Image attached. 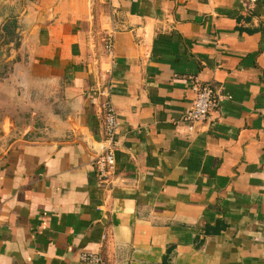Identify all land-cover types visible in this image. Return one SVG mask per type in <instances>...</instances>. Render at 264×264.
<instances>
[{
	"label": "crops",
	"instance_id": "1",
	"mask_svg": "<svg viewBox=\"0 0 264 264\" xmlns=\"http://www.w3.org/2000/svg\"><path fill=\"white\" fill-rule=\"evenodd\" d=\"M24 2L0 79V264H264V0ZM192 80L214 106L189 133ZM103 84L109 185L79 138L100 140Z\"/></svg>",
	"mask_w": 264,
	"mask_h": 264
},
{
	"label": "built area",
	"instance_id": "2",
	"mask_svg": "<svg viewBox=\"0 0 264 264\" xmlns=\"http://www.w3.org/2000/svg\"><path fill=\"white\" fill-rule=\"evenodd\" d=\"M255 3L257 0H247ZM106 53L111 56L113 50L112 34L105 40ZM191 91L194 98L191 107L182 115L181 121L185 124L189 133H193L196 127L208 123L210 113L214 106V93L210 85L192 80ZM97 115L101 123V137L97 142L96 152L93 157V168L97 181L100 184H110L116 171V151L118 146V117L110 99V88L107 84L98 86L96 91ZM264 114V108L262 110ZM79 260L84 263L106 264L102 258L91 252L79 254Z\"/></svg>",
	"mask_w": 264,
	"mask_h": 264
},
{
	"label": "rangeland",
	"instance_id": "3",
	"mask_svg": "<svg viewBox=\"0 0 264 264\" xmlns=\"http://www.w3.org/2000/svg\"><path fill=\"white\" fill-rule=\"evenodd\" d=\"M24 5H25L24 0H0V42L3 36H7L8 41L10 40L14 44L17 43V36L19 35L16 33V30L18 28L20 29L21 26H18L16 17H18V14L20 13ZM12 20H14V22L16 23V28L13 30V28L10 27L7 33L5 32L6 34L3 33L2 32L3 25L7 21H12ZM3 48H1L0 50H3ZM8 52L9 50L6 52L5 58H0V79L9 72L12 65V62L7 55Z\"/></svg>",
	"mask_w": 264,
	"mask_h": 264
},
{
	"label": "trees",
	"instance_id": "4",
	"mask_svg": "<svg viewBox=\"0 0 264 264\" xmlns=\"http://www.w3.org/2000/svg\"><path fill=\"white\" fill-rule=\"evenodd\" d=\"M11 28H13V30L16 28V23L13 21L12 23H6L4 26H3V29H2V32L3 33H7V31ZM5 33V34H6ZM225 227V224L223 223L222 220H218L216 223H215V226L213 227L214 231H216L217 233L220 232L223 228ZM207 229V228H206ZM209 231V229H207Z\"/></svg>",
	"mask_w": 264,
	"mask_h": 264
},
{
	"label": "water",
	"instance_id": "5",
	"mask_svg": "<svg viewBox=\"0 0 264 264\" xmlns=\"http://www.w3.org/2000/svg\"><path fill=\"white\" fill-rule=\"evenodd\" d=\"M79 138L81 139V141L83 143H85L87 145V147L92 150L93 153L96 152V148H97V142L92 140L87 133H81L79 134Z\"/></svg>",
	"mask_w": 264,
	"mask_h": 264
},
{
	"label": "flooded vegetation",
	"instance_id": "6",
	"mask_svg": "<svg viewBox=\"0 0 264 264\" xmlns=\"http://www.w3.org/2000/svg\"><path fill=\"white\" fill-rule=\"evenodd\" d=\"M13 21H14V20H12V21H7L6 23H12ZM6 23H5V24H6ZM5 24H4V25H5ZM4 25H3V26H4ZM11 43H12V41H10V40L8 41V40H7V36H3V37H2V40H1V42H0V49L3 48V47H6V48H3V50L5 49V50L3 51V54H5L6 51L10 50V48L12 47V44H11ZM14 45L17 47V44H14ZM2 46H3V47H2ZM0 51H1V50H0ZM3 54L0 55V58H5V57L3 56ZM11 62H12V61H11ZM11 66H12V65H11ZM10 71H11V68H10L9 72H10ZM9 72H8V73H9ZM6 75H7V74H6ZM6 75H5V76H6ZM5 76H3V77H5ZM3 77H2V78H3ZM2 78H1V79H2Z\"/></svg>",
	"mask_w": 264,
	"mask_h": 264
}]
</instances>
